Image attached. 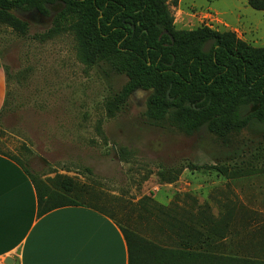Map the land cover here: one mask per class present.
I'll use <instances>...</instances> for the list:
<instances>
[{
	"label": "rangeland",
	"instance_id": "obj_1",
	"mask_svg": "<svg viewBox=\"0 0 264 264\" xmlns=\"http://www.w3.org/2000/svg\"><path fill=\"white\" fill-rule=\"evenodd\" d=\"M176 1L167 6L177 30L208 27L264 47L262 14L239 0ZM30 13H16L28 23L24 32L0 23V65L8 71L0 153L49 183L56 176L72 179L77 195L69 197L102 208L161 247L179 246L178 221L188 222L202 208L218 218L228 206L236 211L234 235L210 251L264 258V139L256 125L227 144L206 129L188 137L154 127L145 117L149 92L117 103L126 77L108 64L80 62L71 21L48 39L58 15L38 24ZM121 148L131 153L125 159Z\"/></svg>",
	"mask_w": 264,
	"mask_h": 264
},
{
	"label": "trees",
	"instance_id": "obj_2",
	"mask_svg": "<svg viewBox=\"0 0 264 264\" xmlns=\"http://www.w3.org/2000/svg\"><path fill=\"white\" fill-rule=\"evenodd\" d=\"M168 1L0 0V23L24 32L28 23L16 15L18 11L48 15L47 7L58 3L61 12L46 38L58 35L62 25L71 21L80 62L108 64L113 73L126 77L117 103H126L137 91L150 93L145 111L150 125L188 137L206 129L224 144L256 125L264 139V47L255 48L234 33L208 27L177 30ZM248 5L264 12V0H248ZM3 70L7 76V69ZM130 154L124 148L119 151L121 159ZM10 158L32 179L38 217L68 206L96 210L120 228L129 264H264V258L210 251L234 235L233 208L223 207L218 218L210 208H202L189 223L173 225L179 229L178 247H161L126 229L102 208L69 197L77 189L72 179L56 176L49 183L30 173L17 158ZM222 172L227 174L226 169Z\"/></svg>",
	"mask_w": 264,
	"mask_h": 264
},
{
	"label": "crops",
	"instance_id": "obj_3",
	"mask_svg": "<svg viewBox=\"0 0 264 264\" xmlns=\"http://www.w3.org/2000/svg\"><path fill=\"white\" fill-rule=\"evenodd\" d=\"M239 1L248 10V0ZM254 12L262 14L261 22L264 12ZM227 13L243 16L235 10ZM5 100L6 76L0 66V111ZM8 259L11 264H129V252L115 221L87 206L62 207L38 217L30 175L0 153V264Z\"/></svg>",
	"mask_w": 264,
	"mask_h": 264
},
{
	"label": "flooded vegetation",
	"instance_id": "obj_4",
	"mask_svg": "<svg viewBox=\"0 0 264 264\" xmlns=\"http://www.w3.org/2000/svg\"><path fill=\"white\" fill-rule=\"evenodd\" d=\"M48 15H43V14H40L39 12H31L29 15H28V19L32 21V23H34V21H38V24H46V23H50L53 18L55 16H57L60 12H61V9L59 8V5L58 3L54 4V5H49L48 7ZM135 28V26L133 25L132 28ZM133 32H135V29L133 30Z\"/></svg>",
	"mask_w": 264,
	"mask_h": 264
},
{
	"label": "water",
	"instance_id": "obj_5",
	"mask_svg": "<svg viewBox=\"0 0 264 264\" xmlns=\"http://www.w3.org/2000/svg\"><path fill=\"white\" fill-rule=\"evenodd\" d=\"M37 13V12H36ZM133 30L135 29L134 27L132 28ZM8 264H11L12 263V259H8Z\"/></svg>",
	"mask_w": 264,
	"mask_h": 264
}]
</instances>
